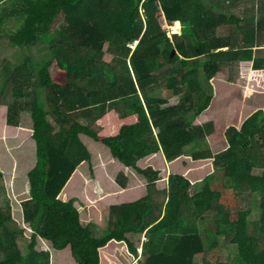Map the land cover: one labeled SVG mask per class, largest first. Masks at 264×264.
Wrapping results in <instances>:
<instances>
[{
	"label": "trees",
	"instance_id": "1",
	"mask_svg": "<svg viewBox=\"0 0 264 264\" xmlns=\"http://www.w3.org/2000/svg\"><path fill=\"white\" fill-rule=\"evenodd\" d=\"M224 21L239 19L210 14L199 0H15L0 15V174L9 176L11 200L7 208L0 206V264H50V252L38 250L40 244L59 256L69 253L76 264H101L104 249L110 256L123 247L131 264L144 232L155 244L144 264H198L195 256L206 249L196 222L215 210L216 232L230 237L238 252L236 262L213 264H264V243L259 246L264 240V151L259 141L264 109L251 113L240 129L228 126L220 152L215 151L219 144L202 147L209 123L188 120L190 114L219 108L229 87L217 76L224 65L236 62L240 68V61L253 60V70L264 68V55L253 57V45H231L229 36L217 34ZM138 39L132 52L129 44ZM44 46L50 47L48 57L40 56ZM37 57L41 62L36 65ZM9 83L19 98L5 107L2 93ZM92 84L99 96L93 101L87 89ZM162 89L180 95L179 102L164 106L168 100L160 95ZM24 110L30 112L31 131L16 130ZM155 127L160 128L157 135ZM191 143L198 150L187 154ZM100 149L147 183L137 199L109 206L107 229L97 236L95 223L81 222L78 198L98 192L81 182L76 186L75 172L84 166L89 178L97 180L100 172L92 158ZM161 153L168 162L180 163L168 186L153 169ZM148 156L154 164L140 167ZM211 158L214 167L195 166ZM256 166L261 173L253 172ZM216 173L229 179L237 195H262L258 220L250 219L248 209L230 219L218 203L221 192L212 189ZM121 175L115 180L123 186ZM156 193L165 195L159 205ZM18 205L31 232L25 252L16 236L26 230L10 225L11 207L15 211ZM156 209L160 214L154 216Z\"/></svg>",
	"mask_w": 264,
	"mask_h": 264
},
{
	"label": "crops",
	"instance_id": "2",
	"mask_svg": "<svg viewBox=\"0 0 264 264\" xmlns=\"http://www.w3.org/2000/svg\"><path fill=\"white\" fill-rule=\"evenodd\" d=\"M199 1L201 3L203 2L205 9L210 14H224L227 16L232 15L239 19L238 22L233 21L227 23L224 21L225 24H221V26L217 28L218 35H223L225 37L229 36V42L231 43V45H253V57H262L264 55V0ZM222 30L224 31L221 32ZM259 31H261L260 34ZM228 49V46L221 48V50L225 51H227ZM239 63L240 68L238 67L237 63L239 74L235 81L227 80L229 87L228 89H226L223 100H221V103L219 104V108H208L210 111H208L207 109V113H202L197 117V120L193 122V125H204L206 123H209V125L207 126L208 134L206 136V142H209L211 145H217L221 143L222 145H224L223 142L227 143L226 130L228 129V126L235 125L237 129H240L243 122L251 113L260 108L264 109V88L260 83H264V68L253 70V60H242ZM232 64H236V62L230 63V65ZM251 86H253L254 89L251 88ZM255 89L256 92L253 93ZM166 93L167 95H174L172 93H168L167 90ZM167 95L164 96L169 101V97ZM175 96L176 98L174 99L176 100L180 98V95ZM177 103H174L173 105H176ZM204 115L207 116L204 117ZM29 120L31 122L30 126L28 125L29 127L25 128V130L27 129L31 131L33 125L31 115ZM23 128V126L19 125L18 127H16V130L20 131V129ZM19 135L24 136L23 134ZM95 147L99 146L96 144ZM96 152L97 160L96 158H92V163H94L95 169H98L99 165L105 166V173L103 174V176L98 173L97 180H94L92 178H89L88 174L83 171L82 168L80 170L78 168V170L75 172V177L77 179L76 186H78L81 182L84 185L85 189L93 187V189L97 190L98 192L96 195H93V193L90 194L88 192H84L78 198L80 202L79 206L81 222L83 224L95 223V227L105 228L108 218L107 211L109 210V206L112 203L132 201L139 197V193L141 192L137 190L131 191L133 189V184L128 179L129 177L139 178V175L134 173L130 167H125L123 163L119 162L117 159H111L109 155H105L108 154V152L103 151L102 149ZM187 154H191V152L188 151ZM152 157L148 156L141 159L139 161L141 166H143L145 162L149 163L150 165H152V163L154 164V162L152 161ZM205 163V161H202L195 166H204ZM178 165H180L179 161L168 162L164 154L161 153L159 155V160L157 157V165L155 166H159L162 169L161 172L166 180L169 174L173 172V170L179 168ZM129 170H131L130 175L128 173ZM120 173L122 174V181L125 183V185H127L125 187L120 185V183L115 180L116 176H118ZM193 176L197 175L194 174ZM107 183H109V186L107 185ZM159 185L162 188V185ZM0 193H2V190L0 191ZM82 200H84V202ZM82 214H85V217Z\"/></svg>",
	"mask_w": 264,
	"mask_h": 264
},
{
	"label": "rangeland",
	"instance_id": "3",
	"mask_svg": "<svg viewBox=\"0 0 264 264\" xmlns=\"http://www.w3.org/2000/svg\"><path fill=\"white\" fill-rule=\"evenodd\" d=\"M14 1L15 0H7V1L6 0H2V1L0 0V15H2V13L6 9H12L13 5H14ZM141 11H143V10H141ZM6 28H7V26H5V29ZM5 29H4V27H2L1 30L3 32H5ZM223 31L224 30H222L221 32H223ZM260 33H261V31H259V34ZM168 34H169V36H171V32H169ZM138 43H139V39L134 40L129 44V46L132 48V52L134 51V49L136 48ZM49 52H51L50 47L48 46V48H47V46H44L43 54H41L40 56L48 57L50 55ZM12 57L13 56L10 55V59H12ZM40 62H41V60L39 57L35 58L34 63L36 65L39 64ZM2 65H3V63H2ZM238 74H239V70L237 68V64H232V65L227 64V65H224V67L222 68V71L217 76H221L224 80L235 81ZM3 78L4 77H3L2 69H1L0 70V81H2ZM1 88H3V85L0 82V89ZM4 89H5L4 93H2V104L5 105V107H6L7 104L13 103V101L18 100L19 97L15 96L14 86L12 83H9L7 85V87L5 86ZM87 89L89 92H91L92 101L95 98L96 99L99 98V96L95 94L97 86H94V84H92V85H90V87H87ZM160 95L166 96L167 95L166 90L162 89V91L160 92ZM167 96L169 97V101L164 106L173 105L174 103H177L180 100V98L178 100L174 99V98H176L175 95L170 94ZM25 99L27 100V99H29V97L27 96V97H25ZM91 106L93 107L94 105H91ZM206 111L203 113H207ZM208 111H210V110L208 109ZM111 112H112V110L109 109V111L107 112L109 116L111 115ZM29 113H30L29 110L21 111L19 114V117H18L19 118V125L23 126L24 129L28 128L30 126V123H31L29 120L30 119ZM206 116L207 115H204V117H206ZM197 117L198 116H193L190 114L188 117V120H191L192 122H194L197 120ZM20 119H21V124H20ZM50 121L53 123L54 128L58 129L59 126H58L57 122H55V120L51 117H50ZM159 130H160L159 127L154 128L155 135L158 134ZM259 136H260V133H259ZM259 141L262 144V147H263L262 150L264 151V135L260 136ZM193 144L194 143H191L188 146H186L185 151L191 152L194 149V147H193V149H191L192 146H194ZM207 146H208L207 142H202L203 148H206ZM32 147H33L34 158H36V144L33 143ZM197 150H198V148L194 149V151H197ZM222 150H224V145H222V143H221V144H219V148L215 151L220 152ZM94 158H96V160H97V152L94 153ZM205 162L206 163L204 165L211 164L212 167H214L212 158L206 159ZM140 167L148 168V167H150V164L145 162V164L143 166H140ZM105 168L106 167L103 165L98 166V171L100 172L101 176H103V174L105 173ZM82 169H85V167L82 166ZM153 169L159 170L160 172L162 171V169L159 166L153 167ZM132 171L134 173H136L133 169H132ZM130 172H131V170H129V172H128L129 175H130ZM253 172L257 173V174L261 173L262 168H260L259 166H256L253 169ZM2 175L0 174V191L2 190V193H0V206L2 208H7L11 204L9 194H8V190L6 188V181L9 180V176L5 177L4 174H2ZM159 176H163L162 172L159 174ZM128 179L133 184V189L131 191L137 190V191L141 192V193H139L140 195H142L146 192V189H145L146 186L145 185H146L147 179L145 177L139 175V178H130L129 177ZM168 179H169V176L165 180L166 186H168ZM107 185L109 186V183H107ZM137 185H139V186H137ZM211 185H212L213 190H218L221 192V197H220L218 203L223 204L226 207V210L229 212L230 219H232V220L237 219L238 212L241 209L250 210L251 211L250 219H252V220H258L261 217L260 200H262V195L260 193L249 192L248 194H245V195H237L235 193V191L233 190L234 188L230 185L229 179L226 178L224 176V174H220V173H216L215 178L212 179ZM123 186L125 187L127 185H123ZM164 196L165 195L163 193H156L155 198L158 200V201H156V204H158V205L161 204V200L164 198ZM133 198H135V197H133ZM168 199H169V197H168ZM168 199L166 200V203H165L164 214H165V208H166V204L168 202ZM82 201L84 202V200H82ZM16 208L17 209L14 211V209H12V207H11V216H12L13 222H11L10 225L13 229H19V230L25 229L26 230L25 235L23 233H18L16 236L17 243L25 252L27 250L26 249L27 248L26 243L30 240L31 232L28 230L29 229V227L27 226L28 223H26L22 217L20 205H18ZM217 212L218 211L215 210V211L211 212V214L209 216H207V219H205V220L199 219L196 222V224H198L197 227L200 231V234L203 237V240L205 243V249H206L205 252L199 253L195 256V262L198 264H204L205 261L209 262L210 264H213V263L218 262V261L227 262V263H230L232 261L236 262V255L238 252L237 245L231 241L230 237H226L225 235H219L216 232L215 214ZM159 214H160V212H158V210L156 209L154 216H157ZM82 215L85 217V214H82ZM106 229H107V227H105V228L104 227H96L95 233L97 236H101L104 234ZM1 232H2V229L0 228V233ZM140 236H141V241L138 244L137 253H134V255H135V256H133L134 259L130 257L131 260L133 259L131 264H144L148 255L155 248V244L152 242H149L150 236H149V234H147V232H144ZM42 240L43 239H39V242ZM213 241L216 242V245L213 244ZM263 243H264V240L259 243L260 248H263ZM37 248H38V250H47L50 252V255H51L50 264H76V262L74 261V258H72L73 259L72 260L69 253L62 254L61 255L62 257H61L57 254V252H55L53 250V248H50L49 246H47L45 244L37 245ZM108 250H109V248H106L103 250L104 252L100 257L102 264H127L129 262V258H127L126 254L124 253L123 247L119 248L117 251L113 252L110 256H106Z\"/></svg>",
	"mask_w": 264,
	"mask_h": 264
},
{
	"label": "water",
	"instance_id": "4",
	"mask_svg": "<svg viewBox=\"0 0 264 264\" xmlns=\"http://www.w3.org/2000/svg\"><path fill=\"white\" fill-rule=\"evenodd\" d=\"M176 53V49H173L172 51V55H174Z\"/></svg>",
	"mask_w": 264,
	"mask_h": 264
},
{
	"label": "bare ground",
	"instance_id": "5",
	"mask_svg": "<svg viewBox=\"0 0 264 264\" xmlns=\"http://www.w3.org/2000/svg\"><path fill=\"white\" fill-rule=\"evenodd\" d=\"M137 43V42H136Z\"/></svg>",
	"mask_w": 264,
	"mask_h": 264
}]
</instances>
